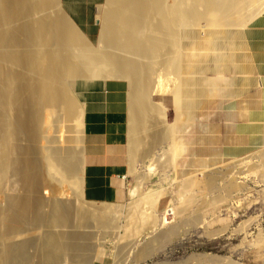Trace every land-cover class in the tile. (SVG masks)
<instances>
[{
    "label": "bare ground",
    "instance_id": "obj_1",
    "mask_svg": "<svg viewBox=\"0 0 264 264\" xmlns=\"http://www.w3.org/2000/svg\"><path fill=\"white\" fill-rule=\"evenodd\" d=\"M106 2L104 9L99 5L102 28L94 43L64 9L62 13L61 0H0V264H60L61 255L72 251L76 254V249L82 250L88 243L81 240L77 228L66 229L70 226L65 224L68 219H73L76 226L88 221L101 227L117 223L121 211L114 204H92L73 211L67 207L73 197L84 198L80 95L92 81L110 77L127 81L130 163L134 166L143 158L154 169L149 156L159 142L171 138L173 123L195 113L207 116L210 108L203 105V100L214 102L223 95L217 102L229 101L241 87L258 79L245 29L264 10V0ZM20 18L24 23L16 22ZM221 63L231 71L223 79L218 67ZM208 71L212 72V80L200 89ZM221 82L227 84L225 88ZM239 100L229 117L238 114L250 123L239 127L226 124L227 137L234 139L247 126L253 131L264 129V123H253L259 117L261 99L251 93ZM165 152L167 164L189 159L187 143L181 142ZM218 154L210 160L218 159ZM207 161L206 157L198 159L200 163ZM160 163L158 158L156 164ZM7 178L9 190L3 187ZM195 179H187L183 188L194 187ZM46 181L50 182L48 187ZM142 184L143 181L130 190L132 197H138L126 217L133 237L158 223L154 208L160 202L161 192L155 190L141 197ZM235 185L239 187V182ZM48 190L52 208L42 217L34 207L40 205L41 195ZM193 198V194L187 196L184 205ZM25 220L35 224L48 221L51 226L47 233L29 236L22 233L23 226L30 224L22 223ZM29 227L39 231L36 225ZM175 230L172 226L163 231L158 241L169 238ZM22 238L26 241L22 242ZM122 244L116 260L119 264L129 257H122ZM154 245L155 241H150L142 246L135 251L134 258L147 256ZM99 251L102 254L104 247L100 246ZM34 253L40 256L37 263H27L28 255ZM190 259L189 264H236L222 261L223 256L212 252L194 253L185 261Z\"/></svg>",
    "mask_w": 264,
    "mask_h": 264
},
{
    "label": "rangeland",
    "instance_id": "obj_2",
    "mask_svg": "<svg viewBox=\"0 0 264 264\" xmlns=\"http://www.w3.org/2000/svg\"><path fill=\"white\" fill-rule=\"evenodd\" d=\"M102 1L101 9H104L105 7L103 6H106L107 2L106 0ZM96 13L98 28L96 31L97 35L93 38L94 43H96L102 28V12L99 14L97 11ZM64 16L67 15L64 14ZM23 21V18L16 20V22L24 23ZM198 41L202 43L201 38ZM220 65L218 67L221 68V71L219 68L218 71H220L219 74L221 75V79H223L226 75H230L231 71L228 65V68H226L225 63H221ZM252 66L258 79L251 81L245 88L241 87L243 90L237 89L239 90L237 93L235 90L234 93L237 94L235 98L229 101L217 102L218 99L220 100V96L223 97V95H219L218 93V99H214V102L216 104L221 102V104H218L219 108L210 99L203 100V105L208 107L207 109H211H209L210 112H208L209 114L207 113V116L201 117L195 113L192 116L188 115L184 120L175 125L171 123L172 119H169V123L173 126L171 138L159 142L154 147L155 151L153 154L149 156L154 161V169H150L148 166L150 161L143 158L138 159L134 166L130 163L127 189L128 198L125 201L115 203L92 202L85 198L79 200L77 197H73L72 201L67 204L69 210L73 211V209L76 210L77 208H87V205L104 203V205L114 204L113 206L118 207V209L120 208L121 215L118 216V221L113 227H101L90 221L81 224L78 222L79 226H76L73 219H68L65 224H69L70 226H67L66 229L71 231L73 227L77 228L78 231L77 229L76 231L81 233V240L86 241L88 244L82 250L80 248L75 250L81 252V254H77L78 252L74 254L71 249L70 251L73 253L69 251L70 253L61 255L60 264H119L116 260L119 257L118 249L121 248L122 243L124 247V249L122 247V257L125 258L127 255L129 257L128 260L121 264H189L192 260L185 261L187 257L194 253L205 252L220 254L223 256L222 261L225 262L264 264V129L253 131L252 127L247 126L242 131L243 134L237 135L235 139L227 137L228 134L226 132V124L228 123L234 124L237 127L250 123L248 120L242 119V117L239 118L238 114L229 117V113L236 109L235 107L238 101H240L239 99L251 93L255 95L256 99H261L257 108L259 117L254 118L253 123L257 125L264 123V73L255 68L254 62ZM211 73V71L206 73L204 82L201 84L204 87L200 86V89L210 84L212 80ZM226 85L224 83L222 86L225 88ZM224 88L222 93L224 92ZM216 111L218 114H216ZM128 135V147L130 148V128ZM181 142L187 143L189 159L187 161L181 160L167 164L166 156L168 153L165 150H169L170 147L176 148ZM34 149L38 150L36 146ZM217 152L222 153L221 157ZM213 154L219 155L215 161L210 160ZM131 156L129 152V158ZM200 157H206L209 161L200 163L198 162ZM149 158L147 157V159ZM158 158L161 160V166L156 164ZM163 163L165 164L162 166ZM195 177L197 182L194 187L183 188L182 185L187 179ZM9 178H12V175H9ZM9 178L3 183V187L7 190L10 189ZM141 181H143L141 197L149 194V192L160 190L161 199L154 208V213L158 218L157 226L154 228H144L138 237L134 236L135 240L134 234L132 235V229L130 231L129 225L131 224H128L130 221L127 219V214L129 207L131 208L136 203L132 202L138 199V197L135 198L130 195V190L139 185V183L141 184ZM237 182H239V187L235 185ZM46 183L48 187L50 182L46 181ZM50 191L44 192L41 195L43 198L40 200V205L34 207V209L41 213L42 217H46L45 214H48L52 208L49 206L50 202L48 203L49 199L47 198H50ZM12 192L14 193L15 191H11L10 193ZM192 194L194 195V200L184 205V199ZM22 223H30L23 226L24 229L22 231L23 234L29 236L37 232L42 234L47 233L51 226L48 221H39L37 222L38 224H35L30 222V220H25ZM72 224L74 225L72 226ZM33 225L38 226L36 229H39V231L33 229L32 231L29 226ZM172 226L176 227L173 235L163 241H158L161 233ZM54 229L58 230V228ZM27 240L36 242L39 239L27 238ZM21 241L24 242L26 240L22 238ZM150 241H155L153 251L141 259L134 258L135 251L149 244ZM100 246L104 247L102 254L99 251ZM81 255L86 257H82ZM87 255H89V258H87ZM39 257L35 253L29 254V261L27 263H30L31 260L33 263H37Z\"/></svg>",
    "mask_w": 264,
    "mask_h": 264
},
{
    "label": "crops",
    "instance_id": "obj_3",
    "mask_svg": "<svg viewBox=\"0 0 264 264\" xmlns=\"http://www.w3.org/2000/svg\"><path fill=\"white\" fill-rule=\"evenodd\" d=\"M61 2L65 12L94 42L98 28L96 12L103 1ZM246 28V41L255 68L264 73V10ZM128 94L127 81L118 77L95 80L82 89V185L83 196L88 201L115 203L128 198Z\"/></svg>",
    "mask_w": 264,
    "mask_h": 264
}]
</instances>
